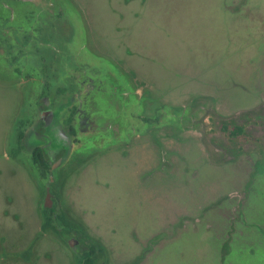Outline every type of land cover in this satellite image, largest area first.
<instances>
[{
    "label": "rangeland",
    "instance_id": "1",
    "mask_svg": "<svg viewBox=\"0 0 264 264\" xmlns=\"http://www.w3.org/2000/svg\"><path fill=\"white\" fill-rule=\"evenodd\" d=\"M241 1H44L50 9L75 10L87 50L114 64L120 76L96 74L121 88L114 129H92L89 119L100 116L81 114L80 104L82 143L73 144L71 154L93 150L91 138L129 131L135 169L137 156L146 155L142 175L161 162L155 138L173 166L143 186L127 167L111 170L123 163L109 160L120 158L123 150L116 148L89 159L60 186L64 206L104 245L106 264H264V0L233 12ZM23 92L19 84H0V264H77L55 232L37 237L47 181L27 161L8 157ZM165 106L180 112H169L168 122L152 132L133 133L137 116L163 114ZM229 124H245L243 136L222 133ZM188 163L200 174L189 187L182 180ZM198 215L204 217L195 222ZM157 238L162 241L152 242ZM150 241L155 245L146 252Z\"/></svg>",
    "mask_w": 264,
    "mask_h": 264
},
{
    "label": "flooded vegetation",
    "instance_id": "2",
    "mask_svg": "<svg viewBox=\"0 0 264 264\" xmlns=\"http://www.w3.org/2000/svg\"><path fill=\"white\" fill-rule=\"evenodd\" d=\"M44 1L0 0V84L11 88L19 84L24 89L21 113L18 118L16 117L12 137L8 138L11 143L8 157L10 156L14 161H27L26 163L37 171L38 179L47 181L43 185L45 198L41 205L43 223L41 233L37 237L53 231L71 248L77 264H82L83 256L87 253L101 256L100 264H106L108 256L104 245L99 239L90 236L82 221L77 220L70 208L64 206L60 186L89 159L98 160L113 155L114 153L111 154L109 151L116 148L123 150L122 153H116L120 155V158L111 157L109 160L122 161L124 164L113 163L111 170L127 167L131 170V178L142 183L143 186L152 181L151 177L158 170L172 169L173 166L167 159V151L163 144L155 138L160 150L161 162L159 166L155 165L151 172L142 175L146 165V155L144 159L141 158L142 153L137 156L139 165L135 169L130 163L129 131H124L123 137H114L112 134L110 137L91 138L93 150L71 154L70 143H82L76 121L80 110L79 95L83 91L80 85L87 75H96L102 70H110L109 67L114 64L87 50L84 25L72 8L50 9ZM248 1L242 0L233 12H245L253 8L252 1L250 3L252 5L248 7ZM117 77L120 78L118 75ZM240 86L248 89L243 84ZM133 109L132 106L128 112L129 117ZM175 109L177 108L165 106L162 117L160 116V114L163 115L162 111L156 112L151 118L137 116L133 121V133L145 135L164 126L172 117L169 112H180ZM228 126L246 128L245 124L223 125L222 133H225L223 128ZM60 127L63 132H59ZM62 134H65L67 138ZM50 144L58 145L56 147L58 151L54 150L51 153L48 147ZM180 150V148L177 149L178 152ZM153 158L151 157L150 160H154ZM181 161H185L184 158ZM189 163L182 171V180L187 187L192 186V181L200 175L199 169L191 171ZM176 171L179 172V168ZM54 172L56 176L53 175ZM220 203L221 200L211 207H216ZM205 208L210 210L208 207ZM203 217L193 219L196 222ZM181 228H184V223ZM209 229L210 226H207V230ZM161 239L157 238L152 242L159 243ZM224 244L225 242L222 246ZM148 245L146 252L151 251L155 243L150 241ZM92 246L95 251L92 250ZM27 254V251L24 252L23 257H27ZM0 257L2 258L1 253ZM134 264L138 262L135 261Z\"/></svg>",
    "mask_w": 264,
    "mask_h": 264
},
{
    "label": "water",
    "instance_id": "3",
    "mask_svg": "<svg viewBox=\"0 0 264 264\" xmlns=\"http://www.w3.org/2000/svg\"><path fill=\"white\" fill-rule=\"evenodd\" d=\"M73 12L76 11L73 10ZM105 72L107 74H114L116 78V73L114 71L107 70ZM107 74L88 75L85 79V83L82 85L84 94L83 100H81L80 103L82 105L81 114L85 113L90 117L91 115L100 116L94 121L89 119L92 121V129L94 130H113L114 127L112 125L115 124L114 122H117L118 113L122 110L120 107L122 103L119 100V89L121 88L116 82L108 80L106 78ZM132 106L133 103L131 104V108ZM58 130L59 132H63L62 127ZM62 136L67 138L65 134H62ZM70 144V146L73 145L72 143ZM57 146L58 145L50 144L48 146L50 152L53 153L54 150L58 151L56 148ZM47 160H49L48 157Z\"/></svg>",
    "mask_w": 264,
    "mask_h": 264
},
{
    "label": "trees",
    "instance_id": "4",
    "mask_svg": "<svg viewBox=\"0 0 264 264\" xmlns=\"http://www.w3.org/2000/svg\"><path fill=\"white\" fill-rule=\"evenodd\" d=\"M109 68H111V70L114 71L116 74H119L114 66H110ZM223 129L224 132L227 133V135L232 139L243 136L245 132V128L240 126H228ZM38 160L40 159H36V161ZM92 250L95 251L94 246H92ZM100 262H101V256H96L94 255V253L85 254L82 260V264H100Z\"/></svg>",
    "mask_w": 264,
    "mask_h": 264
}]
</instances>
